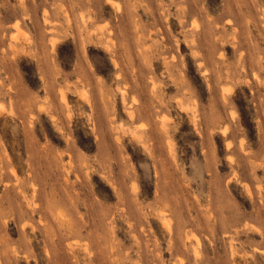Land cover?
Returning <instances> with one entry per match:
<instances>
[{
    "label": "rangeland",
    "instance_id": "rangeland-1",
    "mask_svg": "<svg viewBox=\"0 0 264 264\" xmlns=\"http://www.w3.org/2000/svg\"><path fill=\"white\" fill-rule=\"evenodd\" d=\"M0 264H264V0H0Z\"/></svg>",
    "mask_w": 264,
    "mask_h": 264
},
{
    "label": "bare ground",
    "instance_id": "bare-ground-1",
    "mask_svg": "<svg viewBox=\"0 0 264 264\" xmlns=\"http://www.w3.org/2000/svg\"><path fill=\"white\" fill-rule=\"evenodd\" d=\"M163 223V222H162ZM166 223V222H165ZM165 223H163V224H165ZM166 227H167V224H166Z\"/></svg>",
    "mask_w": 264,
    "mask_h": 264
}]
</instances>
